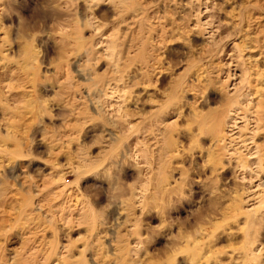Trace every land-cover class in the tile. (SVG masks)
<instances>
[{"label":"clouds","instance_id":"9594fccd","mask_svg":"<svg viewBox=\"0 0 264 264\" xmlns=\"http://www.w3.org/2000/svg\"><path fill=\"white\" fill-rule=\"evenodd\" d=\"M224 4L0 0V264H264V0Z\"/></svg>","mask_w":264,"mask_h":264},{"label":"rangeland","instance_id":"374dc122","mask_svg":"<svg viewBox=\"0 0 264 264\" xmlns=\"http://www.w3.org/2000/svg\"><path fill=\"white\" fill-rule=\"evenodd\" d=\"M214 3L216 5H220V6H223V11L220 13V17L221 19H228L229 17H227L225 15V13H228V12H231L234 8V5L233 4H227L225 5L224 4V0H214ZM212 5H209V7H211ZM179 19V17L177 18ZM204 19H207V16L204 17ZM254 19V23H253V28L251 29L250 31V36L252 38H255V39H258L259 41L261 42H264V36H260L256 30V26H260L262 28H264V17L262 18H253ZM195 23V22H193ZM166 26H169L170 27V24L169 25H166ZM228 31L227 28L225 29H221V34H225L226 32ZM155 38V37H154ZM246 37H240L239 39L235 40L234 43L235 44H240L243 40H245ZM196 43H199V40L197 39L195 41ZM171 49H180L182 46L179 45V44H176V45H170L169 46ZM252 47L255 49L256 48V45L253 44ZM261 47L264 48V43H261ZM232 51V45L230 44L225 52V55L224 57H221L217 63H227L229 62L228 61V54ZM245 57H251L252 60H256L257 61V64H258V68L261 70V71H264V58H260V59H257L258 57H260V51L259 50H255V51H252V52H248V53H245ZM166 60L169 61V64H165V67H169L170 64H171V61L173 60V56L172 55H168L165 57ZM183 69H177V71H182ZM44 71H47V69H44ZM6 79H7V74H4V75H0V82H6ZM165 81L164 79H161L160 80V83L163 84ZM253 83H255V81H253ZM28 92L29 94L32 96L33 99H38L39 96H40V90H39V87L38 85L36 84L35 80L33 81L32 84H30L28 86ZM254 95H255V100H253V104L255 105V111L256 112H260L261 111V101L264 100V84H262L261 86H259L257 89L254 90ZM32 123V119L31 117L28 118V120L25 122L26 125H30ZM242 126V124L240 125ZM264 140V135H262L261 137L258 138V143L260 141ZM181 142H183V138H181ZM210 143V142H208ZM230 175V173H225L222 175L221 179H226L227 176ZM68 179H72V177H68ZM261 179H264V177H261ZM259 183V182H257ZM197 191V196L199 195V188L197 187L195 189ZM71 198L74 200V201H79L80 197L78 195H76L75 193H71ZM12 200H18L20 199L19 196H17L15 194V192L13 191V194H12V197H11ZM230 201H226L223 205V208L225 210L228 209L229 205H230ZM12 211L13 209L10 208V207H4L3 208V211L0 212V217L4 216V215H7L9 218H11V214H12ZM155 219V217H151V218H147L144 222L146 224H149L151 223L153 220ZM155 222V221H154ZM78 235V233H73V238H75V236ZM50 236V234H49ZM227 244V241L226 240H221L218 242L217 246H216V250L218 251L220 248L224 247L225 245ZM162 250V244L157 242L156 245L152 246L150 249H149V253L155 255L159 252H161ZM208 255L210 256L211 255V252L208 253ZM147 264H153V261L152 260H149L147 262Z\"/></svg>","mask_w":264,"mask_h":264}]
</instances>
